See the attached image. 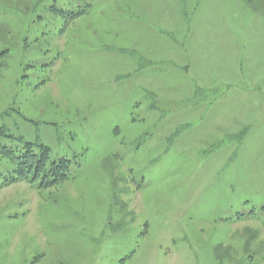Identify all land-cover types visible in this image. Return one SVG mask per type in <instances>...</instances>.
Here are the masks:
<instances>
[{
  "label": "rangeland",
  "instance_id": "rangeland-1",
  "mask_svg": "<svg viewBox=\"0 0 264 264\" xmlns=\"http://www.w3.org/2000/svg\"><path fill=\"white\" fill-rule=\"evenodd\" d=\"M147 25L192 31L232 82L134 72ZM237 66L264 87V0H0V144L71 160L42 187L0 152V264H264V135L236 118Z\"/></svg>",
  "mask_w": 264,
  "mask_h": 264
},
{
  "label": "crops",
  "instance_id": "crops-1",
  "mask_svg": "<svg viewBox=\"0 0 264 264\" xmlns=\"http://www.w3.org/2000/svg\"><path fill=\"white\" fill-rule=\"evenodd\" d=\"M153 21H157L156 15L149 24H153ZM156 32V30L148 25L142 31L139 49L140 56L142 57V66L140 65L139 68V64L137 63L133 69L134 72H145L150 80H152V74L155 72L163 74V78L153 75L155 78L163 80H168V74L165 73L170 71L175 72V75L179 76L181 79V81H176V88L179 89L182 87L189 93V70L192 71V73H196L201 82H206L208 84H214L216 81L232 82L233 77L231 79L220 78L225 73L223 72L224 70L222 71L221 68L213 69L209 59L207 65L201 66L198 64V58L202 56V52L204 53V51H201V48L197 46V41L193 37L192 31L189 41V35L186 33L177 39L171 35V37H168L166 40V34L163 33V35L159 37ZM197 53L199 54L197 55ZM196 55L197 61H194ZM151 63V69L143 68L144 65ZM186 67L190 68L187 70ZM203 68L207 69V71L200 70ZM244 72L250 74L254 79L252 72L246 71L243 67H236V90L234 97L236 118L242 123L243 128L250 130L248 135H264V96L262 95L264 94V87L258 89L257 84L252 82H250L251 84L245 83ZM130 73L131 72H128L127 74ZM158 84L159 83H156V85ZM148 88L151 93H156L157 91L154 87L148 86ZM198 88L200 87L194 89L193 94Z\"/></svg>",
  "mask_w": 264,
  "mask_h": 264
},
{
  "label": "trees",
  "instance_id": "trees-1",
  "mask_svg": "<svg viewBox=\"0 0 264 264\" xmlns=\"http://www.w3.org/2000/svg\"><path fill=\"white\" fill-rule=\"evenodd\" d=\"M35 146L39 147V152H36ZM0 152L17 162L19 177L16 180L29 179L32 176V180H41L40 186L50 187L70 178L71 160L65 157L52 160L50 148L44 144L29 142L20 155L16 150L0 144Z\"/></svg>",
  "mask_w": 264,
  "mask_h": 264
}]
</instances>
